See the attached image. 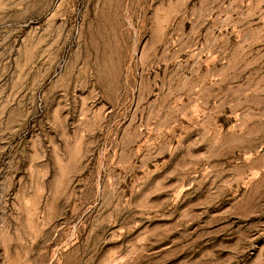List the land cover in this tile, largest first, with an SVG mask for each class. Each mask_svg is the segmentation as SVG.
Segmentation results:
<instances>
[{
  "label": "rangeland",
  "instance_id": "obj_1",
  "mask_svg": "<svg viewBox=\"0 0 264 264\" xmlns=\"http://www.w3.org/2000/svg\"><path fill=\"white\" fill-rule=\"evenodd\" d=\"M0 264H264V0H0Z\"/></svg>",
  "mask_w": 264,
  "mask_h": 264
}]
</instances>
